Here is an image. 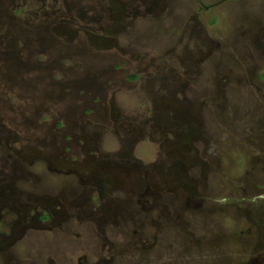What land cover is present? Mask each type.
Masks as SVG:
<instances>
[{"label":"rangeland","instance_id":"1","mask_svg":"<svg viewBox=\"0 0 264 264\" xmlns=\"http://www.w3.org/2000/svg\"><path fill=\"white\" fill-rule=\"evenodd\" d=\"M53 1L0 8V264H264V0Z\"/></svg>","mask_w":264,"mask_h":264},{"label":"flooded vegetation","instance_id":"2","mask_svg":"<svg viewBox=\"0 0 264 264\" xmlns=\"http://www.w3.org/2000/svg\"><path fill=\"white\" fill-rule=\"evenodd\" d=\"M6 1H9V0H0V8H5V6L4 5H7V4H5V2ZM43 1H45V0H43ZM55 1L56 0H54L53 1V3H55ZM109 3L111 4L112 2L111 1H109ZM147 4V3H146ZM154 7H156L155 5H154ZM154 7H152V8H149V10H151V11H153V8ZM88 8H91V7H88ZM124 8L122 7V9H121V7L119 8V10H117L116 12L118 13V12H120V11H122ZM156 8H154V10H155ZM90 10V9H89ZM116 10V9H115ZM94 11V10H93ZM86 8L84 9V10H82V11H80V12H78V13H80L81 15H79V17H82V18H87V15H85L86 14ZM91 17V16H90ZM96 17V19L98 18V16L96 15L95 16ZM67 20V19H66ZM65 20V21H66ZM75 21H77L76 19H74ZM44 27V26H43ZM59 26H57V27H54V28H50V31L52 32V33H54V34H59V31H58V28ZM25 27H23V29H24ZM45 28V27H44ZM46 29V28H45ZM37 30H39V31H35L34 29H32V30H28V29H24V31L26 32H23V33H25V35H23V38L24 39H22V42L25 44V46L26 45H28V40L30 39V41L33 43V44H35V46H34V51H38L37 50V47L36 46H38L39 45V43L40 42H42V40H41V38H44V35L42 34L43 32H42V30H41V28H39V29H37ZM46 37H45V41H43V43L46 45H48V46H53L55 43L53 42V41H51V40H49L50 39V36H51V34L48 36V35H45ZM52 38V37H51ZM42 44V43H41ZM33 56V53L31 52V51H26V57H25V60L28 62L30 59H31V57ZM22 57H23V55H22ZM60 126H61V124L60 123H56L55 125H54V128L56 129V130H58V128H60ZM93 137H91L89 140H94V139H92ZM75 139V138H74ZM98 161V160H97ZM99 162V161H98ZM93 164H96V162L95 163H93ZM102 163H100V164H98L97 163V165H98V167H101L102 165H101ZM105 223H106V221H104Z\"/></svg>","mask_w":264,"mask_h":264}]
</instances>
